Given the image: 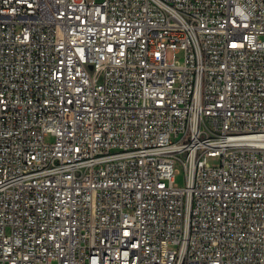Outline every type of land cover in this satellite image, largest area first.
<instances>
[{"label": "built area", "instance_id": "built-area-1", "mask_svg": "<svg viewBox=\"0 0 264 264\" xmlns=\"http://www.w3.org/2000/svg\"><path fill=\"white\" fill-rule=\"evenodd\" d=\"M0 264H264V0H0Z\"/></svg>", "mask_w": 264, "mask_h": 264}, {"label": "rangeland", "instance_id": "rangeland-1", "mask_svg": "<svg viewBox=\"0 0 264 264\" xmlns=\"http://www.w3.org/2000/svg\"><path fill=\"white\" fill-rule=\"evenodd\" d=\"M97 1H101V0H97ZM182 56V53H179L178 54V57L181 58ZM167 58L168 60H171L172 59V51H168V55H167ZM54 140V137L52 135H48L46 137V141L48 142H51ZM208 160L211 162V163H214V164H217L219 162V158L216 157V158H213V157H209ZM174 168L176 170V173H175V182L179 185V186H183L185 184V171H184V167L183 165L176 161L175 164H174Z\"/></svg>", "mask_w": 264, "mask_h": 264}]
</instances>
